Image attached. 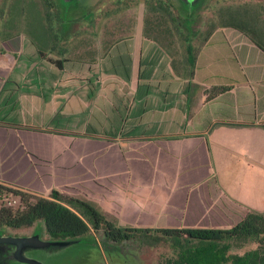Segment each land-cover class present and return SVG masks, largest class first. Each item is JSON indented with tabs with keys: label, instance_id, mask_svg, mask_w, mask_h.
I'll use <instances>...</instances> for the list:
<instances>
[{
	"label": "crops",
	"instance_id": "crops-1",
	"mask_svg": "<svg viewBox=\"0 0 264 264\" xmlns=\"http://www.w3.org/2000/svg\"><path fill=\"white\" fill-rule=\"evenodd\" d=\"M259 35L263 47L229 25L189 33L174 64L142 31L91 45L66 32L44 50L7 36L0 183L83 195L123 226L227 227L264 210Z\"/></svg>",
	"mask_w": 264,
	"mask_h": 264
},
{
	"label": "trees",
	"instance_id": "trees-1",
	"mask_svg": "<svg viewBox=\"0 0 264 264\" xmlns=\"http://www.w3.org/2000/svg\"><path fill=\"white\" fill-rule=\"evenodd\" d=\"M1 2L0 42L7 36L22 31L33 40L39 50L47 47L52 49L60 40L65 39L66 34L60 31V36L54 25H60L61 21L64 22L63 25L71 20L76 22L78 18L66 15L70 6L61 12L54 0ZM148 7L149 14H144L141 31L151 34L169 52L174 64L169 45L174 36L178 39L186 36V32L178 27V19L181 20L183 15L175 10L170 0H155ZM219 9L220 21L211 24V29L226 25L235 27L246 33L255 44L263 47L258 41L262 31L256 25L254 10L250 11L246 6L228 5ZM185 53L191 54L189 45L185 46ZM50 61L57 62L54 59ZM1 194L9 195L17 203L14 206L0 201V231L4 233L17 232L20 228L39 224L42 225L44 238L72 240L87 236L88 241L96 246L103 241L112 248L116 244H126L134 239H145L148 244L165 241L174 254L163 258L157 264H201L198 257L202 255L207 259L203 264H264V210L247 209L236 222L227 227L123 226L117 224L111 213L98 208L83 195L69 194L57 189L40 195L0 183V199ZM96 235L100 236L101 241L96 239ZM231 240L237 241L233 242L237 246L246 240L254 241L256 245L245 249L241 254L227 253Z\"/></svg>",
	"mask_w": 264,
	"mask_h": 264
},
{
	"label": "rangeland",
	"instance_id": "rangeland-1",
	"mask_svg": "<svg viewBox=\"0 0 264 264\" xmlns=\"http://www.w3.org/2000/svg\"><path fill=\"white\" fill-rule=\"evenodd\" d=\"M4 1L9 2V0ZM58 1L60 4L57 2V6L59 10L61 9V12L65 7L70 6L72 9H68L66 15L78 18L76 22L71 20L66 22L65 25L62 21L60 25L54 23V28H58L57 32L60 36L62 35L60 31L67 32L71 35V39L74 37L81 45H91L95 41L94 35L98 32L141 31L143 29L144 14L146 12L149 14L147 11L148 5L155 2V0H66L64 3ZM170 1L173 3L175 10L181 16L183 15L181 20L178 19L180 23L178 27L186 32V35L189 33L202 34L210 30L211 24H217L220 21L219 8L227 5L234 7L246 6L250 11L254 10L256 25L262 31L260 34H264V0H201L198 6L199 0L185 4L183 2L179 3L177 0ZM75 3L77 5L86 3V6L76 10L74 8ZM188 14L192 16L187 17ZM178 42L179 39L174 36L172 43L169 45V50L175 55L177 52L175 45ZM1 195L7 198H4L6 204L16 206V201H13L9 195ZM7 200H9V203H7ZM0 201H3V198ZM42 230V225L33 224L30 227L20 228L17 232H5L13 235L35 233L39 237H45ZM88 239L87 236H80L64 244L45 245L33 251L23 249L22 253L26 257L41 261L43 264H157L163 258L174 254L173 249L165 241L148 244L145 239H134L126 244H116L112 248L108 247L110 245L105 241L96 246L90 243ZM96 239L101 241L98 235H96ZM233 242L237 241H229L230 247L227 253L241 254L245 249L256 245V242L250 240L240 242L238 246ZM202 256L198 257L201 264L207 260ZM5 261L7 264H29L17 261L11 256L6 257Z\"/></svg>",
	"mask_w": 264,
	"mask_h": 264
},
{
	"label": "water",
	"instance_id": "water-1",
	"mask_svg": "<svg viewBox=\"0 0 264 264\" xmlns=\"http://www.w3.org/2000/svg\"><path fill=\"white\" fill-rule=\"evenodd\" d=\"M60 1H66V0H60ZM177 1L179 3L183 2L185 4L188 2L194 3L198 0H177ZM55 2L56 4L57 2L58 4H60L58 0H56ZM199 2H201V0H199ZM85 4H81V3L79 5L75 4L74 8L76 10H78L79 8H84L86 6ZM68 9L71 10L72 8L70 7L67 8V10ZM70 240L71 239H48L42 236L39 237L35 233L13 235L10 233H4L0 231V264H7L5 258L8 256H11L13 259L20 262H25L29 264H43L39 260L26 257L22 253V250L27 249L33 251L36 250L38 247H42L50 244H64L66 242H69Z\"/></svg>",
	"mask_w": 264,
	"mask_h": 264
},
{
	"label": "built area",
	"instance_id": "built-area-1",
	"mask_svg": "<svg viewBox=\"0 0 264 264\" xmlns=\"http://www.w3.org/2000/svg\"><path fill=\"white\" fill-rule=\"evenodd\" d=\"M1 198H3V202H4V198L7 199L5 196L1 195ZM7 203H9V200H7Z\"/></svg>",
	"mask_w": 264,
	"mask_h": 264
}]
</instances>
